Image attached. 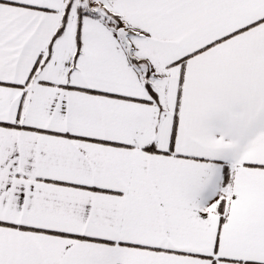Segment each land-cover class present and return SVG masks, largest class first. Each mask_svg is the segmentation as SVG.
Here are the masks:
<instances>
[{
  "label": "snow or ice",
  "instance_id": "snow-or-ice-1",
  "mask_svg": "<svg viewBox=\"0 0 264 264\" xmlns=\"http://www.w3.org/2000/svg\"><path fill=\"white\" fill-rule=\"evenodd\" d=\"M0 264H264V0H0Z\"/></svg>",
  "mask_w": 264,
  "mask_h": 264
}]
</instances>
